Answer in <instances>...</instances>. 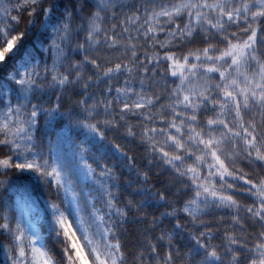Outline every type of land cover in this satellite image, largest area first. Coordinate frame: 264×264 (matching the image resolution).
<instances>
[{
	"label": "snow or ice",
	"instance_id": "6c2138e0",
	"mask_svg": "<svg viewBox=\"0 0 264 264\" xmlns=\"http://www.w3.org/2000/svg\"><path fill=\"white\" fill-rule=\"evenodd\" d=\"M0 264H264V0H0Z\"/></svg>",
	"mask_w": 264,
	"mask_h": 264
},
{
	"label": "rangeland",
	"instance_id": "374dc122",
	"mask_svg": "<svg viewBox=\"0 0 264 264\" xmlns=\"http://www.w3.org/2000/svg\"><path fill=\"white\" fill-rule=\"evenodd\" d=\"M0 259H2V256H0Z\"/></svg>",
	"mask_w": 264,
	"mask_h": 264
}]
</instances>
